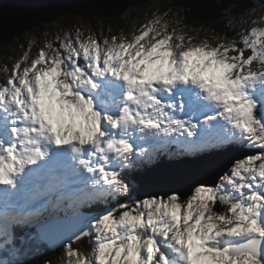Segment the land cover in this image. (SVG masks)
I'll use <instances>...</instances> for the list:
<instances>
[{"label": "snow or ice", "instance_id": "snow-or-ice-1", "mask_svg": "<svg viewBox=\"0 0 264 264\" xmlns=\"http://www.w3.org/2000/svg\"><path fill=\"white\" fill-rule=\"evenodd\" d=\"M167 16L131 39L58 35L0 83V264L61 212L57 264H264V27L185 44ZM240 149L184 199L135 194L161 155Z\"/></svg>", "mask_w": 264, "mask_h": 264}, {"label": "water", "instance_id": "water-1", "mask_svg": "<svg viewBox=\"0 0 264 264\" xmlns=\"http://www.w3.org/2000/svg\"><path fill=\"white\" fill-rule=\"evenodd\" d=\"M146 0H5L0 4V47L8 44L15 37H19L23 32L30 31L49 23L60 16L66 14L84 16L85 18H112L120 15L127 8L138 6ZM175 7H186L193 19L197 21H211L228 15H233L240 10L252 6V0H170ZM236 3V6L224 14L219 11L228 5ZM88 16V17H86ZM224 168H227L226 166ZM222 170H218L213 179ZM198 176L191 177L190 180L184 177L172 180V189L167 188L165 183L154 184L153 189H149L147 194L157 195L171 194L172 190L178 192L181 198L191 193V188L196 181H203ZM182 182L184 184H182ZM163 185L160 190L158 186ZM182 188H181V187ZM147 192V191H146ZM146 194V193H144ZM143 194V195H144ZM49 230L44 240L50 241L60 231ZM49 244L53 246L50 242Z\"/></svg>", "mask_w": 264, "mask_h": 264}, {"label": "trees", "instance_id": "trees-1", "mask_svg": "<svg viewBox=\"0 0 264 264\" xmlns=\"http://www.w3.org/2000/svg\"><path fill=\"white\" fill-rule=\"evenodd\" d=\"M2 1V0H0ZM264 1V0H263ZM145 3V2H144ZM139 6V5H138ZM127 8V14H121L116 17L112 18H96L92 17L90 19L91 23L87 22L88 25V31H95L96 35H100L103 37H106L107 33L118 35L119 33H125L126 35L129 32V25L131 24L139 25V23L142 22V20L139 18L138 12L135 8L130 9ZM138 9V8H137ZM157 9V8H156ZM160 13L168 12L169 16L165 17L166 20L169 22V31L173 28V17L172 12L178 11L179 13V25L180 28L185 31V43L187 42V34H190L192 32V36L197 41H209L212 42L215 40L218 41L217 37H222L225 34L229 39H231L235 34L238 33V28H235L228 24V18L222 17L219 19H216L214 21H197L192 18V16L189 13V9L186 7H174L171 5V2L169 0L161 2L160 6L158 7ZM157 9V10H158ZM125 10V11H126ZM124 11V12H125ZM123 12V13H124ZM226 12V11H225ZM224 12V13H225ZM76 20V16L73 15H66L64 17L59 18L58 20H55L54 22L50 24H46L40 28H36L35 30H32L29 33L33 35L40 36L43 31L49 30L53 32V26L56 27V31L68 28L71 23H73ZM88 20V19H83ZM188 31V32H187ZM196 31V32H194ZM206 35L209 36V38H206ZM198 36H201L198 38ZM212 38V39H211ZM238 39V36H237ZM26 39H23L22 36L18 39H15L11 42V44H8L6 46L0 47V61H4L18 53L16 48L19 46V44L24 43ZM214 43V42H212ZM216 44V43H215ZM211 44V45H215ZM247 55V52L245 53ZM140 175H137L138 184L140 182ZM216 210L220 211L223 210L219 204L216 205ZM83 251L88 252L90 251V245L87 240H85L82 244H78ZM62 249L59 247L53 250H50L46 245H38L37 240H31L29 244L25 245V250L20 254L19 259L24 261V264H43L45 260L51 259L52 264H57V257L61 255Z\"/></svg>", "mask_w": 264, "mask_h": 264}, {"label": "rangeland", "instance_id": "rangeland-1", "mask_svg": "<svg viewBox=\"0 0 264 264\" xmlns=\"http://www.w3.org/2000/svg\"><path fill=\"white\" fill-rule=\"evenodd\" d=\"M163 1H166V0H146L145 3H140L139 6H132L130 8V9L135 8L137 10L136 12H138V15H139V17L137 19L139 20V18H140L142 20V22L139 23V25L136 24L135 27L133 24H131V26L129 25V27H128L129 32L127 34L128 39L132 38V35L137 32V30L140 28L141 25L146 24L148 21L154 19L155 16H159L162 14V13H160L158 7L160 6L161 2H163ZM214 2L219 4V0H215ZM250 3H252V6L246 7L244 9L240 10L239 12H237L236 14L224 16V17L228 18V24H230L231 26H233L235 28H238V33L241 31H246L247 29H249L253 26L264 27V21H260V18L262 16H264V1L263 0H252ZM235 6H236V3H232V4L228 5V7L219 11V14H224L225 11L228 12L229 10H231ZM127 11L128 10H126L125 12L123 11L124 13L122 12L121 14H123V15L127 14ZM86 17H88V16H86ZM172 17H173L172 22L174 23L173 28H175L177 34H181V33L184 34L185 31H183L180 28L181 26L179 25L180 20H179L178 11H173ZM104 18H108V17H104ZM56 19L58 20L59 18H56ZM83 19L84 18H82V16L76 15V20L73 23H71L68 28L66 27L64 29L56 31V27L53 26V32H51L49 30H45L42 32V34L40 36L33 35L31 33L24 35L22 38L26 39V40L24 43L19 44V46L16 48L17 49L16 51L18 53H16L15 55H13L12 57H9V58L14 59L16 57V60H18L27 51L28 57H29L27 63H30L31 59L38 55L40 48L44 47L45 42L55 43L56 37L58 35L64 36L65 34H71V37L74 40L76 37L77 29H79L83 33V36L81 37V39H83L84 37H87L89 35H93V34L96 36L94 30L88 31L87 22L91 23L90 22L91 18H87L88 20H85V21ZM163 19L166 20L165 17ZM217 19H219V18H217ZM55 20H53V21H55ZM214 20H216V19H214ZM214 20H211V21H214ZM253 20L260 21V23L258 25H253L251 23V21H253ZM194 32H196V31H194ZM111 35L113 36V33L112 34L107 33L106 36L109 38V37H112ZM187 35L193 37L192 32L190 34H187ZM200 37L201 36H198V38H200ZM206 38H209V36L206 35ZM203 42L204 41H197L196 39L193 38L191 43L198 45V44H201ZM212 42H214V43H212ZM212 42L208 41L209 44L218 43V41L215 42V40ZM187 43H188V41L185 44H187ZM10 44H11V42H10ZM45 51L48 52L49 54H51V49L45 48ZM247 54H249V53H247ZM2 65H3V63L0 64V66H2ZM13 65H14L13 61H8L6 63V65L0 69V79H2L4 76L7 75L6 73H8L10 71V69L12 68ZM24 66H25V64L22 63L21 68H23ZM254 66H255V64H253V67ZM5 68H7L8 71H6ZM163 156H165V155H163ZM187 161L189 162V164L192 163L189 158H187ZM168 163H170V162H168ZM155 168L157 169V171H155V173H158L157 179H156L157 181L155 180V176H154V169ZM192 168H194V166ZM162 171L167 173V174H163ZM185 171L187 172L188 170H185ZM211 173L212 172L210 170V174ZM167 176H170V177H167ZM190 176H192V173L180 175V177H184L187 180H190ZM180 177H178V178H180ZM176 178H177V176L173 172L168 170V166H166V165H154V168L152 170L147 171V173L145 175H143L142 184L138 186L135 194L136 195H143L144 193L147 194L149 189H153L152 191H154L155 182H157V184H159L161 182L165 183L166 185H168V186H166L167 188H171L173 186L172 180H175ZM182 184H184V183L182 182ZM162 186L159 185L157 187L158 190H160L159 188H161ZM182 199H184V198H182Z\"/></svg>", "mask_w": 264, "mask_h": 264}, {"label": "bare ground", "instance_id": "bare-ground-1", "mask_svg": "<svg viewBox=\"0 0 264 264\" xmlns=\"http://www.w3.org/2000/svg\"><path fill=\"white\" fill-rule=\"evenodd\" d=\"M228 7V6H227ZM192 162V161H191ZM169 170V169H168ZM212 172V171H211ZM163 174H167L165 172L162 171ZM158 175V173H156ZM167 177H170V176H167ZM155 184H157V182H155ZM181 187V186H180ZM182 188V187H181Z\"/></svg>", "mask_w": 264, "mask_h": 264}]
</instances>
